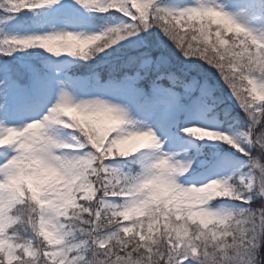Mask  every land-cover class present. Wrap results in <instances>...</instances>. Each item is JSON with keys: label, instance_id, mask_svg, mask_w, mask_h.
Masks as SVG:
<instances>
[{"label": "snow or ice", "instance_id": "obj_1", "mask_svg": "<svg viewBox=\"0 0 264 264\" xmlns=\"http://www.w3.org/2000/svg\"><path fill=\"white\" fill-rule=\"evenodd\" d=\"M217 253L264 258V0H0V264Z\"/></svg>", "mask_w": 264, "mask_h": 264}, {"label": "rangeland", "instance_id": "obj_2", "mask_svg": "<svg viewBox=\"0 0 264 264\" xmlns=\"http://www.w3.org/2000/svg\"><path fill=\"white\" fill-rule=\"evenodd\" d=\"M120 43H123V42H120ZM113 47H118V45H114ZM26 51H29V52H33V51H42L40 49H28ZM17 53H14L13 55H16ZM19 54H23V53H19ZM47 55V54H45ZM68 59H71V58H68ZM81 63H85V62H81ZM87 64L90 66L93 64L92 61H89L87 62ZM83 71L85 73H87L88 71H90V68L89 67H86L85 69H83ZM226 103H230L229 101L226 100ZM238 110V109H236ZM239 111V110H238ZM232 121L231 119H227V120H224L220 115H217L214 119H211L209 121H207V124L209 126H216L217 124H219L220 126H227L229 124H231ZM219 141H216L214 142L215 144H218ZM196 143L198 144H204V145H209L210 143L207 144V142H205V140H199V141H196ZM213 144V143H212ZM224 150H228L229 149V145L225 144V146L223 147ZM234 151V150H233Z\"/></svg>", "mask_w": 264, "mask_h": 264}, {"label": "clouds", "instance_id": "obj_3", "mask_svg": "<svg viewBox=\"0 0 264 264\" xmlns=\"http://www.w3.org/2000/svg\"><path fill=\"white\" fill-rule=\"evenodd\" d=\"M233 227H234V230L237 231V239H239L241 230L246 226L234 225ZM209 251L212 252L213 250L210 249ZM228 254L230 256H234L235 255V249H229ZM215 262H216V264H241V261L239 259H235V260H231V261L226 260V259L222 258V254H220V253L216 254ZM244 264H247V261H245ZM252 264H264V258L260 257L257 254V256L252 261Z\"/></svg>", "mask_w": 264, "mask_h": 264}, {"label": "trees", "instance_id": "obj_4", "mask_svg": "<svg viewBox=\"0 0 264 264\" xmlns=\"http://www.w3.org/2000/svg\"><path fill=\"white\" fill-rule=\"evenodd\" d=\"M106 51L111 52V49H107ZM100 55L103 56V53H101ZM237 111H238V110L234 109V110H233V114H234L235 112H237ZM219 115H220L224 120L229 119L228 117H226V116L224 115V113H223L222 111L219 113Z\"/></svg>", "mask_w": 264, "mask_h": 264}, {"label": "bare ground", "instance_id": "obj_5", "mask_svg": "<svg viewBox=\"0 0 264 264\" xmlns=\"http://www.w3.org/2000/svg\"><path fill=\"white\" fill-rule=\"evenodd\" d=\"M209 126V125H208ZM205 141H207V142H211V143H214L213 141H208V140H205Z\"/></svg>", "mask_w": 264, "mask_h": 264}]
</instances>
